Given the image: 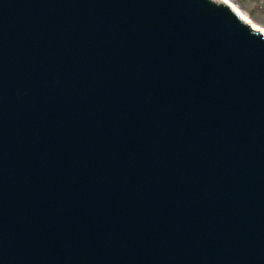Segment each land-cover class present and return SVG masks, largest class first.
Instances as JSON below:
<instances>
[{
	"label": "water",
	"instance_id": "95a60500",
	"mask_svg": "<svg viewBox=\"0 0 264 264\" xmlns=\"http://www.w3.org/2000/svg\"><path fill=\"white\" fill-rule=\"evenodd\" d=\"M0 264H264V36L218 0H0Z\"/></svg>",
	"mask_w": 264,
	"mask_h": 264
},
{
	"label": "rangeland",
	"instance_id": "374dc122",
	"mask_svg": "<svg viewBox=\"0 0 264 264\" xmlns=\"http://www.w3.org/2000/svg\"><path fill=\"white\" fill-rule=\"evenodd\" d=\"M253 22L264 28V0H233Z\"/></svg>",
	"mask_w": 264,
	"mask_h": 264
},
{
	"label": "bare ground",
	"instance_id": "6f19581e",
	"mask_svg": "<svg viewBox=\"0 0 264 264\" xmlns=\"http://www.w3.org/2000/svg\"><path fill=\"white\" fill-rule=\"evenodd\" d=\"M218 1H222V0H218ZM223 1L227 2L236 12H238V16L242 17L245 22L250 23V25L254 27L255 30L260 29L264 36V28L260 27L255 22H253L244 12H242L240 7L233 0H223Z\"/></svg>",
	"mask_w": 264,
	"mask_h": 264
}]
</instances>
